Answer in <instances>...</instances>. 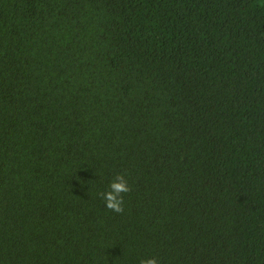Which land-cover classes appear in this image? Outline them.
I'll return each mask as SVG.
<instances>
[{
  "label": "trees",
  "instance_id": "trees-1",
  "mask_svg": "<svg viewBox=\"0 0 264 264\" xmlns=\"http://www.w3.org/2000/svg\"><path fill=\"white\" fill-rule=\"evenodd\" d=\"M153 256L264 264V0H0V264Z\"/></svg>",
  "mask_w": 264,
  "mask_h": 264
},
{
  "label": "clouds",
  "instance_id": "clouds-1",
  "mask_svg": "<svg viewBox=\"0 0 264 264\" xmlns=\"http://www.w3.org/2000/svg\"><path fill=\"white\" fill-rule=\"evenodd\" d=\"M132 191L126 175L119 173L115 175L108 186V190L99 193L108 211L115 214H123L125 211V196ZM139 264H160L158 257L141 258Z\"/></svg>",
  "mask_w": 264,
  "mask_h": 264
}]
</instances>
